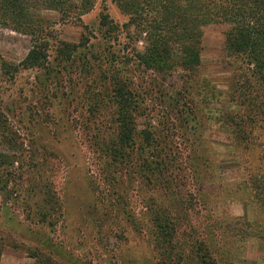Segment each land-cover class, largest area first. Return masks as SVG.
Listing matches in <instances>:
<instances>
[{
  "label": "rangeland",
  "instance_id": "1",
  "mask_svg": "<svg viewBox=\"0 0 264 264\" xmlns=\"http://www.w3.org/2000/svg\"><path fill=\"white\" fill-rule=\"evenodd\" d=\"M104 9L123 30L129 19L112 0L81 22L45 14L47 71L4 75L33 41L0 27V264H264V87L228 53L229 25L204 28L197 70L160 76L136 62L142 40L101 33ZM83 36L89 68L106 74L95 83L79 72L82 55L57 52L58 40ZM116 79L137 100L135 150L118 163L107 150Z\"/></svg>",
  "mask_w": 264,
  "mask_h": 264
},
{
  "label": "trees",
  "instance_id": "2",
  "mask_svg": "<svg viewBox=\"0 0 264 264\" xmlns=\"http://www.w3.org/2000/svg\"><path fill=\"white\" fill-rule=\"evenodd\" d=\"M100 0H0V27L30 37L33 48L18 65L2 63L4 75H15L20 71L49 70L51 41H55L54 22L47 13H56L61 22L77 21L91 13ZM128 17L123 30L113 25L105 9L100 15L99 30L109 39L112 34L125 33L131 41L144 42V52H136L140 67L160 76L173 75L179 70L194 72L201 66L203 30L213 24H227L226 49L229 54L241 58L250 68L251 79L264 87V0H112ZM133 31V32H132ZM57 41V40H56ZM61 61H73L82 55L80 74L94 77L95 83L104 74L100 69L89 68L90 41L83 36L81 43L69 44L57 41ZM83 48V50H81ZM104 76V80L107 78ZM246 80L239 90L247 89ZM121 84L114 81L116 96L115 123L118 134L107 147L112 162L130 157L135 150V124L131 116L137 100L131 93L117 89ZM245 90L239 92L244 94ZM114 99V98H113ZM115 101V99H114ZM99 106L91 108L94 113ZM5 136H3L4 138ZM152 164V163H150ZM142 165L148 168L150 165ZM13 165V164H12ZM9 166V159L0 153V174ZM10 174L7 173V177ZM2 179V178H1ZM5 185L0 182V192ZM2 195V194H1ZM161 228L171 233L170 224L164 221ZM1 243V242H0ZM0 244V258L4 251ZM43 264H57L52 257Z\"/></svg>",
  "mask_w": 264,
  "mask_h": 264
}]
</instances>
